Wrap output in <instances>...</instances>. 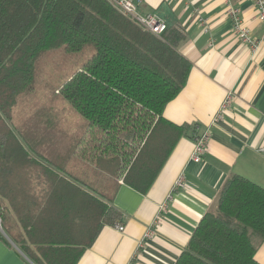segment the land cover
Instances as JSON below:
<instances>
[{
	"label": "trees",
	"instance_id": "trees-1",
	"mask_svg": "<svg viewBox=\"0 0 264 264\" xmlns=\"http://www.w3.org/2000/svg\"><path fill=\"white\" fill-rule=\"evenodd\" d=\"M185 38L179 27L156 37L108 0H0V225L31 261L77 264L104 225L121 221L118 209L74 175L80 160L105 180L141 194L150 189L161 167L151 147L159 137L173 145L188 130L163 117L190 72L178 52ZM86 45L93 55L57 90L85 121L80 132L67 140L52 135L50 107L14 125L12 110L33 90L38 56ZM263 241L264 188L233 174L174 264H258Z\"/></svg>",
	"mask_w": 264,
	"mask_h": 264
},
{
	"label": "crops",
	"instance_id": "crops-1",
	"mask_svg": "<svg viewBox=\"0 0 264 264\" xmlns=\"http://www.w3.org/2000/svg\"><path fill=\"white\" fill-rule=\"evenodd\" d=\"M135 3L139 15H155L167 29L179 27L186 33L178 52L190 62V72L183 89L164 108L163 117L173 125L188 126V130L173 145L162 143L159 137L151 147L157 162L161 156V167L145 194L122 181L108 180L103 185L95 180L88 182L102 190H97V197L118 209L122 218L100 229L77 264H174L230 175L264 188V26L257 19L252 1ZM230 6L239 9L250 36L261 39L255 51L234 36L232 20L227 15ZM228 93L232 94L231 104L221 119L213 123ZM194 126L210 133L201 163L190 160ZM180 176L184 186L175 187ZM168 197L166 210L154 224L159 206ZM116 225L124 230H115ZM11 226L12 234L17 235L16 222L12 221ZM148 229L152 233L146 238ZM0 234V264H36L7 234ZM254 259L264 264V241Z\"/></svg>",
	"mask_w": 264,
	"mask_h": 264
},
{
	"label": "rangeland",
	"instance_id": "rangeland-1",
	"mask_svg": "<svg viewBox=\"0 0 264 264\" xmlns=\"http://www.w3.org/2000/svg\"><path fill=\"white\" fill-rule=\"evenodd\" d=\"M94 53L91 45H86L76 53L65 52L62 47L41 53L35 63L33 90L22 93L12 110V123L20 125L33 118V115L50 107L55 115L51 134L62 140L74 134L85 121L75 113L70 105L57 96L59 87L67 81ZM78 130L77 133H79ZM75 174L87 182L95 180L96 184L107 182L93 164L79 161ZM93 177L95 179H93ZM96 190H102L96 188ZM5 223H3V226Z\"/></svg>",
	"mask_w": 264,
	"mask_h": 264
},
{
	"label": "built area",
	"instance_id": "built-area-1",
	"mask_svg": "<svg viewBox=\"0 0 264 264\" xmlns=\"http://www.w3.org/2000/svg\"><path fill=\"white\" fill-rule=\"evenodd\" d=\"M108 1L118 12L130 18L142 30L156 37L162 36V34L167 29L165 23L162 20H160L157 16L139 15L137 13V6L135 0H108ZM251 1L256 10V16L258 21L264 26V0H251ZM227 15L232 20V32L234 36L242 44L249 46L252 51H255L260 45L261 39H255L250 36L247 28L243 26L239 9L230 6L227 9ZM263 39H264V35H263ZM231 100H232V94L231 93L226 94L223 102L220 105L219 110L217 111V113L213 118V123H216L221 119L225 110L228 109V107L230 106ZM192 139H193V148L190 154V160L193 161L194 163H201L205 153L206 146L210 139L209 130L200 131L199 127L195 126ZM174 186L175 187L184 186L182 176L177 178V180L174 183ZM168 200L169 197L166 199V202L162 203L159 206L158 212L154 220V224L160 220L161 213L166 210V205H167L166 203ZM114 228L119 232H122L124 230V228L120 225H116L114 226ZM0 229H1V225H0ZM151 233L152 232L148 229L145 234V237L149 238L151 236Z\"/></svg>",
	"mask_w": 264,
	"mask_h": 264
},
{
	"label": "water",
	"instance_id": "water-1",
	"mask_svg": "<svg viewBox=\"0 0 264 264\" xmlns=\"http://www.w3.org/2000/svg\"><path fill=\"white\" fill-rule=\"evenodd\" d=\"M0 232H2L1 229H0Z\"/></svg>",
	"mask_w": 264,
	"mask_h": 264
}]
</instances>
